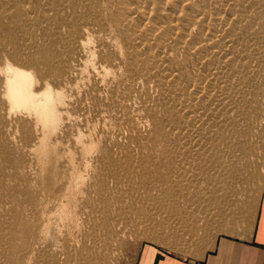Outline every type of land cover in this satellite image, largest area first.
Returning a JSON list of instances; mask_svg holds the SVG:
<instances>
[{
	"label": "rangeland",
	"instance_id": "1",
	"mask_svg": "<svg viewBox=\"0 0 264 264\" xmlns=\"http://www.w3.org/2000/svg\"><path fill=\"white\" fill-rule=\"evenodd\" d=\"M229 6L223 18L236 25V36H208L199 44L207 52L169 46L176 66L162 53L158 68L134 63L101 18L90 21L80 43L64 37L55 47L56 73L41 78L44 68L25 64L34 29L16 34L20 63L0 54L2 86L17 102L12 109L0 100L7 146L0 156V264H135L146 244L184 254L160 243V210L167 225L160 233L172 242L194 198L199 205L215 193L216 204L224 197L234 204L242 181L255 177L243 203L252 201L264 168V15L252 11L251 0ZM28 17L1 21L14 33ZM215 24L221 29L218 21L205 25ZM21 133L33 140L23 144Z\"/></svg>",
	"mask_w": 264,
	"mask_h": 264
},
{
	"label": "bare ground",
	"instance_id": "2",
	"mask_svg": "<svg viewBox=\"0 0 264 264\" xmlns=\"http://www.w3.org/2000/svg\"><path fill=\"white\" fill-rule=\"evenodd\" d=\"M27 1L29 0H0V54L8 55L10 61L14 65L19 64V58L15 56L21 54L22 49L17 43L16 34L18 32L23 33L34 29L36 33L34 42H29L24 48L26 51L25 64L28 67H32V69L37 72H39L40 68H44L46 73H44L41 78L52 77L53 73H56V63H61L56 61V45L64 41V37H68L65 41L68 45L71 43H80V34L81 32H87L90 21H92L93 24H97L101 18L106 20L108 24H111V27L114 28L118 36L123 39L124 45L132 51L129 56L131 61L143 66L152 64L150 66L153 68L159 67L158 59L161 53L165 55L166 62L169 65H175V60L171 59V53L174 51L170 48L168 49L169 46L178 47L180 45H187L190 50L207 52L211 50V48H201L199 44H201V42L206 43L208 36V40L220 42L223 41L225 37L232 39L238 32L236 25L234 24L232 26L230 24L231 20L229 21V19H227L229 17L223 18L224 11L228 8L230 9L229 5L234 0H33L34 7H31L32 11L28 10L29 2ZM251 2L253 3L252 11L255 13L260 11V13L264 15V7L258 10V7L255 5V2H261L264 6V0H251ZM4 5H13L16 8V13L13 14ZM212 7H214V10ZM94 10L99 12L91 19L89 17V12ZM230 10L234 9L232 8ZM30 12L33 14V17L24 19V22L20 21L14 33L9 31L7 26H4L1 21L12 17H26ZM221 15L222 17H220ZM143 21L151 23L149 28H146L144 24L141 26ZM210 21H218L219 24H221L220 28L222 30L217 27L218 24L213 25L212 30H210V28L205 25ZM225 26H228L229 29L226 30ZM194 29H200L198 30V34H196L198 35L196 38L192 37ZM44 37L49 40V43L42 41ZM146 37H149L150 40L152 39L153 41L151 42H153V44L147 43ZM230 43L234 44L232 42ZM9 47H11V50H9ZM212 48H214V45ZM50 53L54 54H52L51 58H48L47 55ZM64 60H66V58H64ZM1 64L2 61L0 60V73H4ZM215 65L216 64H214V66ZM220 68L218 67V69ZM2 83L3 79L0 78V100L2 97H6L9 106H11L10 108L14 109L17 102L10 92L5 93ZM162 99L163 98H161V100ZM160 105L164 107L166 104L163 105L160 103ZM166 106L168 110H175L176 108L172 104ZM184 109L186 108L184 107ZM182 116L185 117L184 114ZM4 119V116L1 115L0 108V156H6L7 153V146L3 137L5 130ZM154 129L156 130L158 128L154 127ZM21 132H23V128ZM21 134V141L23 144L30 143L31 140H33L32 138L25 140L23 133ZM163 161L164 160H162V163ZM165 163L166 162H164L163 165ZM166 177L167 171L166 176L160 177L159 180L166 181ZM4 247V253H9L10 247L8 245ZM11 261L15 264L14 260L11 259Z\"/></svg>",
	"mask_w": 264,
	"mask_h": 264
},
{
	"label": "crops",
	"instance_id": "3",
	"mask_svg": "<svg viewBox=\"0 0 264 264\" xmlns=\"http://www.w3.org/2000/svg\"><path fill=\"white\" fill-rule=\"evenodd\" d=\"M254 178L242 181V191L236 194L239 202L234 204L230 197L216 204L219 200L215 193L210 195L211 200L202 201V205H196L195 198L191 200L193 210L185 209L188 220L181 223L184 229L178 232L180 238L172 242L160 233V227H167L160 210V243L169 244L184 254L163 245L146 244L139 249L135 264H264V168L254 198L244 204L245 193L249 184L255 182ZM206 209L207 214L199 216L197 212Z\"/></svg>",
	"mask_w": 264,
	"mask_h": 264
}]
</instances>
